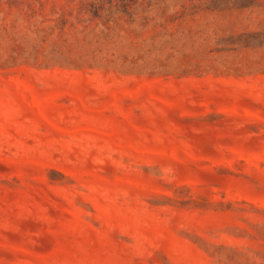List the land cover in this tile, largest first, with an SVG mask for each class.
I'll list each match as a JSON object with an SVG mask.
<instances>
[{"label": "rangeland", "instance_id": "obj_1", "mask_svg": "<svg viewBox=\"0 0 264 264\" xmlns=\"http://www.w3.org/2000/svg\"><path fill=\"white\" fill-rule=\"evenodd\" d=\"M0 264H264V0H0Z\"/></svg>", "mask_w": 264, "mask_h": 264}]
</instances>
